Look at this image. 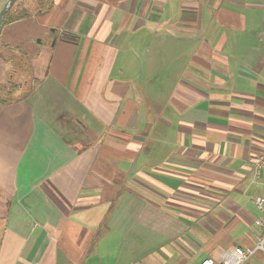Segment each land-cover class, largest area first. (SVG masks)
<instances>
[{
	"label": "crops",
	"instance_id": "1",
	"mask_svg": "<svg viewBox=\"0 0 264 264\" xmlns=\"http://www.w3.org/2000/svg\"><path fill=\"white\" fill-rule=\"evenodd\" d=\"M15 11L0 31V264H222L255 247L264 0Z\"/></svg>",
	"mask_w": 264,
	"mask_h": 264
},
{
	"label": "built area",
	"instance_id": "2",
	"mask_svg": "<svg viewBox=\"0 0 264 264\" xmlns=\"http://www.w3.org/2000/svg\"><path fill=\"white\" fill-rule=\"evenodd\" d=\"M264 41V35H263ZM261 169H264V153H259L255 163H254V170L259 172ZM256 203L262 207L264 203L263 197H257ZM257 225L260 226L261 232L257 234V242L254 248H244L237 246L233 250L232 253H227L223 260L222 264H244L249 257H251L257 251H264V219H258L256 221ZM212 259H207L201 264H211Z\"/></svg>",
	"mask_w": 264,
	"mask_h": 264
},
{
	"label": "trees",
	"instance_id": "3",
	"mask_svg": "<svg viewBox=\"0 0 264 264\" xmlns=\"http://www.w3.org/2000/svg\"><path fill=\"white\" fill-rule=\"evenodd\" d=\"M19 1L20 0H18L16 3H15V5L8 11V13L5 15V19L6 20H8L9 19V17L11 16V15H13V11H15V8L19 5ZM16 13L14 14V16H12V17H10V19H12V20H15V19H20V18H23V17H25V16H27L29 13H30V11L29 10H27V9H20L19 11H15Z\"/></svg>",
	"mask_w": 264,
	"mask_h": 264
},
{
	"label": "water",
	"instance_id": "4",
	"mask_svg": "<svg viewBox=\"0 0 264 264\" xmlns=\"http://www.w3.org/2000/svg\"><path fill=\"white\" fill-rule=\"evenodd\" d=\"M18 0H6L5 4L3 5L2 9L0 10V31L3 26V21L5 20V15L8 11L15 5Z\"/></svg>",
	"mask_w": 264,
	"mask_h": 264
},
{
	"label": "rangeland",
	"instance_id": "5",
	"mask_svg": "<svg viewBox=\"0 0 264 264\" xmlns=\"http://www.w3.org/2000/svg\"><path fill=\"white\" fill-rule=\"evenodd\" d=\"M245 248V247H244Z\"/></svg>",
	"mask_w": 264,
	"mask_h": 264
}]
</instances>
